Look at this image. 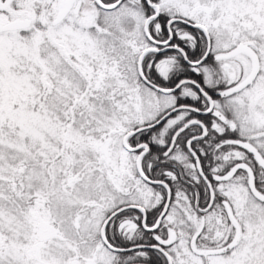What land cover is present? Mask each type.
Returning <instances> with one entry per match:
<instances>
[{
	"label": "snow or ice",
	"instance_id": "1",
	"mask_svg": "<svg viewBox=\"0 0 264 264\" xmlns=\"http://www.w3.org/2000/svg\"><path fill=\"white\" fill-rule=\"evenodd\" d=\"M0 264H264V0H0Z\"/></svg>",
	"mask_w": 264,
	"mask_h": 264
}]
</instances>
